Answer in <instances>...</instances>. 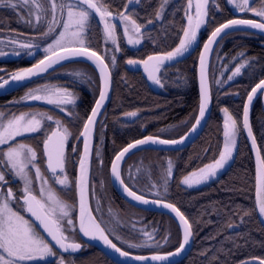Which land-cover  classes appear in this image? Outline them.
Wrapping results in <instances>:
<instances>
[{"label":"trees","instance_id":"trees-1","mask_svg":"<svg viewBox=\"0 0 264 264\" xmlns=\"http://www.w3.org/2000/svg\"><path fill=\"white\" fill-rule=\"evenodd\" d=\"M104 2L113 13H118L124 11L127 0H104ZM162 3L163 0H141L139 4H131L130 11L134 13L132 18L142 27L149 26L145 31L148 39L141 46L131 48L124 40L122 30L118 29L120 50L115 54L117 62L114 67L109 57L110 46L104 42L103 27L95 14H93L90 33L92 50L106 58L113 74V95L97 128L91 172L92 207L100 220L94 202L96 196L103 208H110L116 213L118 223L112 229L116 236L104 225L103 227L117 246L133 254L171 252L181 244L182 233L170 216L142 210L125 201L113 188L110 179L111 162L126 145L144 136L154 135L167 139L182 137L195 123L200 105L197 81L200 49L189 58L161 70L160 80L163 86L159 93H154L140 74L130 72L125 66L128 59H145L155 53L172 51L179 45V40L183 38V29L187 27L189 0H168L164 16L159 20L155 17V12L160 9ZM253 6L258 8L259 4ZM249 16L248 12H243L241 15L243 18ZM234 17V11L227 0H209L205 23L201 29L202 44L216 27ZM149 20L152 22L149 23ZM44 30L46 26L38 30H30L20 22L15 11L0 10V32H17L21 33L18 35L20 37L22 35V37H32L33 34ZM241 53L244 55L241 56ZM44 57L43 50L35 51L32 57L24 56L23 62L18 61V66L11 68H24ZM245 60L250 63L241 69L239 75L228 80L235 68ZM73 63L85 64L94 73L90 76L95 77L96 87L92 86L90 90L86 85L81 86L80 90L85 97L81 98L83 100H80L74 111L71 110L75 115L57 114L72 133L71 146L83 129L99 94L100 85L97 71L86 62L74 61L60 67ZM1 65L3 63L0 61ZM53 72L52 70L43 78L21 88L18 93L23 92L28 86L54 79ZM263 78L264 36L250 32L228 34L220 41L212 56L210 86L213 111L202 135L191 146L180 151L137 152L123 166V178L132 189L145 196L173 203L192 223L194 233L192 250L177 264H238L250 258L264 259V227L258 218L255 203V161L242 128L246 99L252 88ZM61 80L72 83L71 77L67 75ZM89 93L93 94L92 97H89ZM29 108L24 104L9 106L0 103V110L8 116ZM225 108L237 121L238 127V141L233 160L211 182L197 187H187L181 183L184 176L213 163L223 151L225 119L222 112ZM133 112L136 113L135 116L127 115ZM252 126L264 158V111L261 98L257 99L253 108ZM42 140L40 134L24 137L16 142H31L39 154H42ZM99 146L102 148L101 161L96 158ZM72 152L71 149L65 164L69 188L62 190V186L54 184L52 179L49 182L64 201L74 206L72 219L75 224V237L79 238L76 227L77 189L74 181L81 147L76 153ZM169 161L173 164V174L168 178L165 193L162 184ZM135 164L142 166V170L141 176L133 181L125 172L129 166ZM42 169L48 174L44 164ZM137 185L141 188L150 185L151 189L154 187L158 190L160 196L148 194L151 189L147 193L143 192ZM232 224L237 226L230 227ZM148 234L154 237V242L157 243L155 247L144 246L147 244L145 242H148L145 240L149 237ZM128 243L140 246L129 247ZM63 256L67 264H118L97 247L87 244L79 253ZM40 264H59V260L53 259Z\"/></svg>","mask_w":264,"mask_h":264},{"label":"snow or ice","instance_id":"snow-or-ice-1","mask_svg":"<svg viewBox=\"0 0 264 264\" xmlns=\"http://www.w3.org/2000/svg\"><path fill=\"white\" fill-rule=\"evenodd\" d=\"M168 0H163L160 9L155 12L157 19L161 18L163 12V5ZM234 3L235 7L241 12H252L261 21H264V0H229ZM139 4L141 0H127L124 5V11L116 13L106 6L104 0H0V6H8L16 9L18 6H28L29 15H32V8L36 9L35 20L37 23L42 22L45 16L51 15L52 19L48 23L46 31L41 32V38H52V43L48 44L43 49L45 53L44 59L40 60L33 68L22 70L15 74L12 79L14 81H24L25 78H30L48 71L54 65H59L65 61H76L78 59H85L91 61L95 68L98 69L102 87L99 93L95 107L91 110V115L88 116L84 124L83 132L80 136L84 137V155L81 156L80 175L74 181L80 198V216H79V231L86 237L93 239H100L105 245L114 249L123 257H129V253L121 251L119 247L114 244L107 235L105 229L96 222L95 218L86 209V195L88 190V154H89V138L93 131V125L96 123V117L103 107L104 101L108 98V93L111 83V70L109 64L105 62V58L97 54V51L92 50L90 33L92 31L93 14L99 16L103 27V38L105 41H111L116 44V24L112 23V18L118 20L123 25L124 36L128 37V44H140V39H133V35L140 33L141 25L133 19V12L130 11L131 4ZM208 0H196L195 16H188V26L183 29V38L179 40V45L172 51H168L163 55L149 56L146 60H127L130 66L143 64L145 72L148 73V79L155 84L163 86L161 80L156 75L160 71L161 66L166 61H173L178 57L188 52L197 42V30L205 23L204 17L207 15L205 6ZM259 4V7H254V4ZM47 5V6H46ZM86 6V7H85ZM193 6L192 0H189V8ZM59 12V17H57ZM149 23L152 20L148 21ZM30 26H35L32 21H28ZM238 26H247L251 29L264 30V22H256L250 19H231L226 23L216 27L208 38L207 43L204 44V52L200 56V105L199 115L195 120V124L191 131H195L196 127L200 125L201 120L205 117L206 110L209 106L211 95L208 83L206 53H210L212 45L217 43V38H222V35H227L231 30H238ZM57 28L60 30L57 33ZM12 43H16L15 40ZM22 49H31L38 47L32 43L21 44ZM119 51V47L115 49ZM19 54V53H17ZM32 53L29 52V55ZM4 53L0 51V56ZM241 56L244 54L241 53ZM113 67L116 65V56L113 55L110 60ZM153 62V63H150ZM250 62L245 60L227 79L232 80L235 76L241 73V69L245 68ZM75 76L83 77L86 74L75 72ZM219 83V81L217 82ZM264 91V80L256 84L252 88L251 94L247 99L249 104L256 95L257 90ZM25 99L43 100L50 105H54L61 111H64V105L75 104V96L73 93L67 91L65 88H56L45 86L41 89H34L26 94ZM226 119L224 121V147L220 152L219 158L215 159L213 163L208 164L198 171H193L187 176H184L181 183L189 187L199 185L208 181L211 177H215L219 169H223L228 161L232 158L233 149L236 146V137L238 132L237 121L228 114V109L224 110ZM75 115V113H72ZM127 115L135 116L136 113H128ZM79 118V117H77ZM6 120V123L4 122ZM52 121L53 117L45 113H24L21 115H13L12 118H7L3 113H0V264H40L46 261L47 258H54L59 260V264H65L63 253H75L81 249V244L74 242L75 224L70 215L73 205L67 204L56 193L55 189L48 185V180L44 178L40 169L36 166L37 152L28 144L23 142H16V138L25 134H33L43 131L45 139L43 140V154L47 157V167L51 171V179L54 184H59L63 188H69V179L67 175H63L67 158L65 156V145L72 136V133L67 127H64L61 120L56 119V129L49 134L48 128H42V121ZM243 127L248 130V135L252 136L251 128L249 126V108L246 104L243 112ZM191 133H189L190 135ZM78 138V137H77ZM187 137H181L179 140L175 139H160L159 137L148 136L144 139L136 140L135 143L129 144L116 157L112 163V174L114 178L119 181L123 191L132 200L138 201L145 205L152 203L170 209L179 218L183 226V243H181L177 253L184 249L189 242V237L192 235V223L185 217V215L171 203H162L160 199L149 201L143 195H138L121 179L118 162L123 160L126 153L131 149H136L137 146L147 144L159 145H177L180 144ZM253 145L255 139L253 138ZM75 151V149H72ZM257 159L259 167L257 172L258 192L264 191V158L260 157L257 151ZM35 168V179L40 181L39 198L34 194L33 177L31 169ZM59 169V173L57 170ZM173 174V164L168 162L167 170L163 176V184L165 193L167 192L168 178ZM6 176L12 179H19L23 182V204H19V197H16L8 188L6 191L2 189L6 187ZM159 196V193H157ZM19 205L21 209L30 213L39 226L47 233L46 239L44 235L37 231L36 227L25 219L18 210H14L13 203ZM259 214L264 216V198L258 197ZM247 215V213H245ZM243 220V218H241ZM194 223V222H193ZM232 224L230 227H236ZM69 233L68 236L65 233ZM151 239V236H149ZM71 240L72 242H68ZM54 242V244L52 243ZM140 245L129 244V247H139ZM54 247L62 250L58 255L54 251ZM169 255H174L169 253ZM139 261H146L149 258L144 256L133 257ZM166 256L153 255L151 260L160 261L166 260ZM250 264V262H245ZM259 264H264V259L259 261Z\"/></svg>","mask_w":264,"mask_h":264},{"label":"water","instance_id":"water-1","mask_svg":"<svg viewBox=\"0 0 264 264\" xmlns=\"http://www.w3.org/2000/svg\"><path fill=\"white\" fill-rule=\"evenodd\" d=\"M208 5H209V0H208V3L207 5L205 6V11L207 12V9H208ZM243 14V12L241 11H235L234 12V15L235 17L232 18V19H246V18H241L240 16ZM98 16V15H97ZM99 17V16H98ZM205 19V17H204ZM231 20V19H230ZM250 20H254V19H250ZM256 22H264V21H261V20H255ZM227 22V21H226ZM225 22V23H226ZM203 25V24H202ZM202 25L201 27L197 30V42L196 44L193 45L192 48L189 49L188 52L184 53L183 56L181 57H178L176 58L175 60L173 61H166L164 65H168V64H173V63H176V62H181L187 58H189L191 55H193L199 48H200V54H199V58H198V64H197V81H198V87H199V95H200V83H199V77H200V69H201V65H200V56H201V53L204 52V44L207 43L208 41V38L211 36V34L207 37V39L205 40L204 44L202 47L201 46V38H200V32H201V28H202ZM148 27H143L141 28V31H144L146 30ZM140 31V32H141ZM241 31H245V32H251V33H255V34H258V35H261V36H264V30H259V29H251L247 26H238V30H231L228 32V34H231V33H234V32H241ZM227 34V35H228ZM227 35H222V38H217V43L213 44L211 47H212V51L210 53H206V64H207V74H208V83H209V90H210V95H211V87H210V80H209V70H210V64H211V60H212V56H213V53L216 49V47L218 46V44L220 43V41ZM98 55H100L99 53H97ZM157 55H163V54H154V55H151V56H157ZM44 59V58H43ZM147 59V58H146ZM145 59V60H146ZM42 60V59H41ZM135 60H140V59H135ZM76 61H84V62H87L89 64H91L94 68H95V65L91 62V61H87L83 58L81 59H78ZM142 61V60H140ZM69 62H73V61H65V62H61V64L59 65H54L52 68L48 69V71H46L45 73H42V74H39V75H35V76H32L30 78H25L24 81H14L12 79V77L17 74V73H20L22 70L24 69H28V68H33L35 65H37L39 63V61L33 65H30V66H27V67H24L23 69H20L16 72H14L10 78L2 83H0V97L2 96H5V95H9V94H12L16 91H18L19 89L31 84L32 82L36 81V80H39L41 78H43L45 75H47L50 71L54 70L56 67L58 66H61L63 64H66V63H69ZM106 62V60H105ZM107 63V62H106ZM150 63H153V62H150ZM126 67L128 70L132 71V72H136V73H141L142 76L148 81V84L149 86L155 91L157 92L159 90V86L157 84H155L153 81L149 80L148 79V73L145 72L144 70V65L143 64H140V65H136V66H130L127 64L126 62ZM110 68V66H109ZM96 69V68H95ZM98 71V69H96ZM111 70V69H110ZM99 73V71H98ZM156 75L158 76V72L156 73ZM100 77V75H99ZM264 80V79H263ZM260 83V82H259ZM102 87V83H101V80H100V89ZM254 88V87H253ZM252 91V90H251ZM100 93V91H99ZM112 93H113V75H112V71H111V83H110V89H109V93H108V98L104 101V104H103V107L101 108L100 110V113L98 114V116L96 117V123L93 125V131H92V134H91V137L89 138V154H88V190H87V195H86V209L87 211H89L91 213V216L93 218H95L96 222L99 223V221L96 219L94 213H93V209H92V205H91V172H92V165H93V158H94V152H95V144H96V134H97V128H98V124H99V121L105 111V109L107 108L111 98H112ZM251 94V92L249 93ZM262 97V107H263V111H264V91L258 89L257 90V93L256 95L253 96V100L252 102L249 104L248 102V99H246V102H245V105L247 104L248 105V108H249V126L251 128V132H252V136H249L248 135V130L245 129L243 127V119H242V128H243V131H244V134L249 142V145L251 147V150H252V154H253V157H254V161H255V168H256V177H257V172H258V167H259V161L257 159V151H259V154H260V157L263 158L262 156V153H261V149L259 147V144L257 142V139H256V136L254 134V131H253V126H252V114H253V108H254V105L257 101V99L259 97ZM97 99H99V95L97 97ZM97 101V100H96ZM37 104V100H32V101H29L27 103L28 106H33V105H36ZM96 104V102H95ZM95 104L93 106V108L95 107ZM244 105V106H245ZM92 108V109H93ZM212 111H213V104H212V95H211V100H210V103H209V106L206 110V113H205V117L201 120V123L200 125H198L196 127V130L193 132L191 131L192 130V127L191 129L185 134L183 135L182 137H187L186 139H184V141L180 144H177V145H159V144H147V145H140V146H137L136 149H131L128 153L125 154L123 160L119 161L118 164H119V171H120V175H121V179L124 181V183L126 185H128L125 180L123 179V176H122V169H123V166L125 164V162L127 161V159L132 156L133 154L137 153V152H140V151H144V150H158V151H180V150H183V149H186L188 148L189 146H191L201 135L202 133L204 132L205 130V127L209 121V119L211 118V115H212ZM91 115V112L89 114V116ZM199 115V113H198ZM87 121V120H86ZM86 123V122H85ZM195 124V123H194ZM84 128L82 129L81 132H83ZM189 133H191L189 135ZM148 136H153V135H147V136H144L140 139H144ZM153 137H159V136H153ZM160 139H167V138H162V137H159ZM181 138V137H180ZM180 138H177L175 140H179ZM253 138L255 139V145H253ZM140 139H137V140H140ZM171 140V139H169ZM79 141H82V148H81V154H80V157H79V161H80V158L82 155H84V137L80 136L79 135V138L77 140V142ZM136 141V140H135ZM135 141L129 143V144H132V143H135ZM128 144V145H129ZM128 145H126L125 147H127ZM124 147V148H125ZM123 148V149H124ZM121 149L117 154L116 156L123 150ZM115 156V157H116ZM46 157V156H45ZM115 157L113 158L112 160V163L113 161L115 160ZM47 159V157H46ZM112 163H111V166H110V179H111V182H112V185H113V188L114 190L125 200L127 201L128 203H130L131 205L139 208V209H142V210H146V211H152V212H158V213H163V214H166L168 216H170L179 226L180 230H181V233H182V241L181 243H183V235H184V232H183V226L181 224V222L179 221V218L176 217L175 213H173L170 209H167V208H164L162 206V204L160 205H157V204H152V203H149L147 205L143 204V203H140L138 201H134L132 200L131 197H128L127 194L123 191L122 189V186L121 184L119 183V181H117L113 174H112ZM48 168V167H47ZM49 172H51L49 169H48ZM57 172L59 173V169L57 170ZM80 175V164L78 162V166H77V173H76V180L78 179ZM131 188V187H130ZM132 189V188H131ZM133 190V189H132ZM135 191V190H133ZM138 195H142L140 193L137 192ZM144 196V195H143ZM146 199H148L149 201H153V200H157V198H150V197H147V196H144ZM258 197H261V198H264V191H260L258 192V185H257V180H256V191H255V203H256V211H257V214H258V217H259V220L262 224V226L264 227V216H261L259 214V207H258ZM162 201V203H171V202H168L166 200H163V199H160ZM23 201V199H22ZM173 204V203H171ZM176 206V205H175ZM177 207V206H176ZM178 208V207H177ZM180 210V209H179ZM28 213V212H27ZM30 218L32 219V221L35 223V225L39 228V230L43 233V235L45 236L46 239L50 240V237H47V233L44 232L43 228L39 226V222L35 220V218L30 214L28 213ZM79 216H80V198H79V195H78V192H77V229H78V233L80 235V237L82 238V240L89 244V245H92V246H95L97 247L98 249H100L109 259H111L112 261L118 263V264H177L179 262H181L182 260H184L191 252L192 250V247H193V244H194V233H193V229H192V235L189 237V242L188 244L185 245L184 249H182L179 253H177V249H179V247L171 252H167V253H150V254H133V253H129V257H123L121 256L118 252H116L114 249L108 247L107 245L104 244V242L100 239H93L91 237H86L83 235V233H81L79 231ZM186 217V216H185ZM100 224V223H99ZM101 226V224H100ZM102 227V226H101ZM103 228V227H102ZM105 235L108 236V234L105 232ZM108 238L110 239V237L108 236ZM111 240V239H110ZM112 241V240H111ZM113 242V241H112ZM54 244V242H52ZM114 243V242H113ZM81 244V243H79ZM115 244V243H114ZM181 245V244H180ZM117 246V245H116ZM82 247L83 245L81 244V249L78 250L77 252L75 253H78L79 251L82 250ZM119 247V246H117ZM58 252L61 253L62 250H59L58 247H54ZM120 248V247H119ZM121 249V248H120ZM121 251H125L123 249H121ZM127 252V251H126ZM169 253H173L174 255H169ZM63 254H69V253H63ZM72 254V253H71ZM74 254V253H73ZM153 255H160V256H166L167 259L166 260H160V261H154V260H151V257ZM136 256H144V257H148L149 259L146 260V261H139V260H136L134 259L133 257H136ZM262 260L260 258H250V259H247V260H244L238 264H245V262H250V264H259V261Z\"/></svg>","mask_w":264,"mask_h":264},{"label":"rangeland","instance_id":"rangeland-1","mask_svg":"<svg viewBox=\"0 0 264 264\" xmlns=\"http://www.w3.org/2000/svg\"><path fill=\"white\" fill-rule=\"evenodd\" d=\"M228 1V4L229 6L233 9V11H240L239 9H237L235 7V4L234 3H230L229 0ZM251 2V0H250ZM192 3H193V6L191 8L188 7V14H187V17H186V20H187V26H188V16H195V3H196V0H192ZM168 4V2L166 4L163 5V12H162V16L161 18H159V20H161L164 16V12H165V9H166V5ZM47 6V5H46ZM86 7V6H85ZM1 9H10V10H13L17 13L18 17H19V20L20 22H22L23 25H25L28 29L30 30H38V29H41L43 26H46V30H47V27H48V23L49 21H51L52 17L51 15H48V16H45L42 20V22L40 23H37L36 20H35V16L37 14L36 12V9L33 7L32 8V15L30 16L29 15V8L28 6H18L16 9H13L11 7H8V6H0V10ZM245 12H248V11H245ZM250 14L249 18L251 19H255V20H261L259 17H256L252 12H248ZM113 15L115 16L116 13H113ZM57 17H59V12H57ZM110 20H112V23L116 24V44L114 45L111 41H107L109 43V45L111 47H116L119 45L118 44V38H117V30L118 29H121L122 32H123V25L118 21V20H114L112 18H109ZM31 20L32 21V24L35 25L34 27L33 26H30L28 21ZM102 27H104V25L101 23ZM44 30V31H46ZM62 30L60 28H57V33ZM3 32H0V51H2L4 54L5 52H9V51H15V50H20L24 53H26V55H28V57H32V54L33 52L35 53V51H41L43 50L45 47H47L48 44L52 43V38H41V33H35L33 34L32 37H10L9 35H4V34H1ZM8 34V33H7ZM28 35V34H27ZM123 35H124V32H123ZM26 36V35H25ZM126 40H128V37L127 36H124ZM136 38H139L140 39V44H137V45H131L133 47H139L142 45V43L145 41L146 39V34L145 32H140L138 34H135L133 35V39H136ZM15 40L16 43H12V41ZM26 43H32L34 45H38V47H33L31 49H22V48H19L21 44H26ZM130 45V44H129ZM115 48V49H116ZM26 51V52H25ZM114 51V49H113ZM29 52H31L32 54L29 55ZM5 58V55L3 56H0V60ZM76 69V68H75ZM232 75V74H231ZM88 78H92L90 75L87 76ZM43 88V86H37V87H33V88H30V90L27 92L29 93L30 91L34 90V89H41ZM70 92V91H69ZM26 93V94H27ZM72 93V92H71ZM26 97V96H25ZM25 99V98H24ZM26 100V99H25ZM46 103V102H45ZM77 104V100L75 99V104H68V105H64V113L67 115V116H70V112L68 111L69 109L70 110H74L75 109V105ZM0 113H3L5 115V113L3 111H0ZM24 113H31V114H36V113H45L47 114L48 116H51L48 112H42V111H39V110H28V111H25V112H22L18 115H21V114H24ZM223 113V116H224V119H226V116H225V113ZM16 115V116H18ZM6 116V115H5ZM7 118H12V116H6ZM232 117V116H231ZM55 120L56 119H53L52 122L55 123ZM46 121L48 120H44L42 121V124L45 123ZM6 123V120L4 121ZM46 125V123H45ZM64 125V124H63ZM65 127V125H64ZM103 141V140H102ZM237 141H238V132H237V137H236V145H237ZM1 147V146H0ZM99 150L98 152L96 153V158L98 159V161H101L102 159V148L101 146H99ZM236 147V146H235ZM235 147L233 149V154H232V158L228 161V163L225 165V167L223 169H219L218 172H217V175L215 177H211L208 181L206 182H203L199 185H193L191 187H197V186H201V185H204V184H207L209 182H211L212 180H214L215 178H217V176H219V174L228 166L229 163H231V161L233 160V156H234V151H235ZM37 166V165H36ZM39 168V166H37ZM142 166H138L137 164L135 165H131L129 166L127 169H126V174L128 176L129 179L135 181V179L137 180L141 175L140 171L142 170L141 169ZM35 171L36 169L35 168H32L31 169V175L33 177V187H34V194H36L39 198V189H40V181L36 180L35 179ZM33 173V174H32ZM148 174V173H147ZM63 175H67L66 173H63L61 178H63ZM10 176H6V180H8ZM45 178V177H44ZM46 179V178H45ZM13 180H16L18 181V185H17V188H14V193H16V197H23L24 193L22 191L23 189V182L21 180H19L18 178L17 179H13ZM8 182V181H7ZM148 184V183H147ZM48 185L52 187V185L50 184V182L48 181ZM187 186V185H185ZM7 187V186H6ZM5 188H3L2 190L3 191H6ZM138 187V185H137ZM189 187V186H187ZM53 188V187H52ZM138 188H141L140 186ZM151 189V186L150 185H145L144 188H141L140 190H142L143 192H146L148 190ZM153 194V196H156L158 192L157 189H155L154 187L148 192V194ZM58 194V193H57ZM156 194V195H155ZM160 196V195H159ZM60 197V196H59ZM61 198V197H60ZM62 199V198H61ZM63 200V199H62ZM94 202H95V207H96V212H97V215L99 216L100 220H101V223L102 225H104L108 230H110V232L116 236L113 232H112V229L114 228V226L116 225L117 222V216H116V213L113 212L110 208H103L102 205L100 203H98V199L97 197L95 196L94 197ZM64 201V200H63ZM66 202V201H65ZM67 203V202H66ZM19 204L20 201H19ZM68 204V203H67ZM22 205V204H21ZM12 207L14 210H18L20 212L21 215L24 216L25 219L29 220L25 214H24V210L21 209L19 207L18 204H16L15 202L12 204ZM74 206L72 207L71 209V212H70V215L72 217L73 213H74ZM30 221V220H29ZM30 223H32L30 221ZM33 224V223H32ZM34 225V224H33ZM35 226V225H34ZM36 227V226H35ZM37 231L40 232V230L36 227ZM41 233V232H40ZM42 234V233H41ZM43 235V234H42ZM66 236L69 235V233H65ZM150 236V234H148ZM154 237H151V239L146 238L145 240H148V242H145L147 244H145L144 246L146 247H155L157 245L156 241L154 242ZM76 240V237H74V241ZM70 241V240H69ZM130 244V243H128ZM54 251L57 253V251L54 249ZM58 254V253H57ZM59 255V254H58ZM54 258H47L46 261H49V260H53ZM65 264H67V261L65 260Z\"/></svg>","mask_w":264,"mask_h":264},{"label":"flooded vegetation","instance_id":"flooded-vegetation-1","mask_svg":"<svg viewBox=\"0 0 264 264\" xmlns=\"http://www.w3.org/2000/svg\"><path fill=\"white\" fill-rule=\"evenodd\" d=\"M146 31V30H145ZM3 33H1V34H4V35H9V36H11V37H14V38H16V37H18V35H20L21 33H15V32H11V33H8V31H2ZM143 32V31H142ZM8 33V34H7ZM14 33V34H13ZM119 33H118V30H117V38L119 39V35H118ZM23 36V35H22ZM123 38H124V40L126 41V43L128 44V42H127V40L125 39V37H124V35H123ZM148 38H146L145 40H147ZM104 42H105V44H107L108 46H110L109 45V43L107 42V41H105L104 40ZM129 45V44H128ZM131 48H137V47H133V46H131V45H129ZM107 47V46H106ZM118 47V46H117ZM19 48H21V47H19ZM115 48L116 47H111L110 46V49H111V51H109V54H111L109 57H112L113 55H115V54H117L118 53V51H116L115 50ZM113 49H114V51H113ZM26 52V51H25ZM17 53H19V54H17ZM155 54H165V53H155ZM5 58H3V59H1L0 61L3 63V65H1L0 66V83H2V82H4V81H6V80H8L9 79V76L13 73V72H16V71H18V70H20V69H22V68H18V69H12L11 67L12 66H18L17 64H19L18 63V61H21L22 60V62H23V59H24V56H27L26 55V53H24V52H22V51H20V50H15V51H7V52H5ZM152 55H154V54H152ZM101 56H103V55H101ZM104 57V56H103ZM149 57V56H148ZM105 58V57H104ZM146 59V58H145ZM145 59H140V60H145ZM105 60H106V58H105ZM129 60V59H128ZM84 62V61H83ZM106 62H107V60H106ZM127 62V61H126ZM126 62H125V66H126ZM87 63V62H86ZM108 63V62H107ZM177 63V62H176ZM176 63H173V64H166V65H163V66H161V68H160V71L158 72V78L160 79V73H161V70L164 68V67H171L172 65H174V64H176ZM35 64V63H34ZM89 64V63H88ZM109 64V63H108ZM33 65V64H32ZM91 65V64H90ZM109 66H110V64H109ZM76 68V69H75ZM127 68V67H126ZM95 69V68H94ZM110 69H111V66H110ZM96 70V69H95ZM54 72H53V77H54V79H50L49 81H46L45 83H38V84H35V85H33V86H28L25 90H23V92H20V93H18V91L19 90H21V89H19L18 91H16V92H14V93H12V94H9V95H5V96H2V97H0V103L2 104V105H9V106H18V105H22V104H24V105H26L27 107H30L29 109H26L25 111H30V110H39V111H42V112H48L52 117H53V119H59V120H61V117H58L57 116V114L59 113V114H63V115H66L63 111H61L59 108H57L56 106H54V105H50V104H48V103H45V101H43V100H37V104L36 105H33V106H28L27 105V103L29 102V101H32L31 99H24L25 98V96H26V93L30 90V88H33V87H37V86H43V88L45 87V86H51V87H56V88H65V89H67V91H70V92H72L73 94H74V96H75V99L77 100V104L75 105V107H77L78 106V103L80 102V100H83L84 99V97H85V94L80 90L81 89V86L82 85H86L87 87H90V90L92 89L91 87L93 86V87H96V79H95V77L94 78H88L87 76H89V75H93L94 73L85 65V64H77V63H73V64H70V65H64V66H62V67H60V66H58V67H56L54 70H53ZM97 71V70H96ZM111 71H112V69H111ZM130 71V70H129ZM75 72H81V73H84V74H86L85 76H83V77H77V76H75L74 75V73ZM130 72H132V71H130ZM97 73H98V71H97ZM133 73H136V72H133ZM138 74H140L141 76H142V74L141 73H138ZM70 76L71 77V82L72 83H68V82H63L61 79H63L65 76ZM113 75V74H112ZM98 76H99V73H98ZM59 77H62L61 79L59 78ZM143 77V76H142ZM144 78V77H143ZM145 79V78H144ZM146 80V79H145ZM99 81H100V77H99ZM146 82H147V84H148V81L146 80ZM33 83V82H32ZM149 85V84H148ZM159 86V90L157 91V92H155L150 86V88H151V90L154 92V93H159L160 91H161V87L162 86H160V85H158ZM89 90V91H90ZM99 91H100V85H99ZM89 95V97H92V95L93 94H91V93H89L88 94ZM99 95V94H98ZM112 95H113V93H112ZM98 97V96H97ZM81 98H83V99H81ZM259 98H261V96L259 97ZM96 100H97V98H96ZM96 102V101H95ZM95 104V103H94ZM94 104H93V106H94ZM93 106L91 107V110H92V108H93ZM107 109V108H106ZM106 109H105V111H106ZM1 111V110H0ZM25 111H23V112H25ZM69 112H70V114L72 115V112H71V110L69 109L68 110ZM74 111V110H73ZM105 111H104V113H105ZM91 112V111H90ZM20 113H22V112H20ZM20 113H15V114H12V115H9V116H13V115H18V114H20ZM103 113V114H104ZM90 114V113H89ZM6 115V114H5ZM70 115V116H71ZM6 116H8V115H6ZM67 116V115H66ZM89 116V115H88ZM103 116V115H102ZM88 118V117H87ZM102 118V117H101ZM87 120V119H86ZM101 120V119H100ZM45 123H46V125H45ZM45 123H43L42 124V128H44V127H47L48 128V131H49V134H50V132L52 131V130H55L56 129V125H55V123L54 122H52V121H46ZM99 123H100V121H99ZM99 125V124H98ZM66 127V126H65ZM41 134V136H42V139L44 140L45 139V136H44V134H43V131H41V132H37V133H33V134H25V135H23V136H20V137H17L16 138V141L17 140H20V139H22V138H24V137H29V136H33V135H40ZM96 136H97V134H96ZM154 136V135H153ZM70 138H71V136L69 137V140H68V142L66 143V145H65V156H66V158L67 157H69V154H70V150L71 149H75V151H73L72 153H76L77 152V150H78V148L79 147H81L82 148V141H79V142H77V140L73 143V145L71 146V143H70ZM79 138V137H78ZM43 140H42V154H39V152L36 150V148L34 147V145L31 143V142H27V141H19V142H23V143H26V144H28L29 146H31L36 152H37V160H36V165L37 166H39V169H40V172L43 174V176L48 180V181H50V179H51V176H52V173L51 172H49L48 171V168H47V159H46V157H45V155L43 154ZM1 147H6V146H1ZM42 155V156H41ZM79 156H80V154H79ZM131 157V156H130ZM129 157V158H130ZM128 158V159H129ZM127 159V160H128ZM42 164H44L45 165V167H46V169H47V171H48V174H45L44 173V171H43V169H42ZM230 164V163H229ZM229 164H228V166H229ZM227 166V167H228ZM226 167V168H227ZM225 168V169H226ZM224 169V170H225ZM223 170V171H224ZM222 171V172H223ZM221 172V173H222ZM64 173H65V169H64ZM220 173V174H221ZM33 174V173H32ZM63 174V173H62ZM62 174H60L61 176H62ZM219 174V175H220ZM35 175V174H34ZM35 177V176H34ZM218 177V176H217ZM8 182H7V187H6V189L5 190H7L8 188H11V190L13 191V193H14V188H17V185H18V181H16V180H13L11 177H9L8 178V180H7ZM14 195L16 196V193H14ZM20 198V203L21 204H23V201H22V197H19ZM24 214H25V216L32 222V220H31V218H30V216H29V214L27 213V211H24ZM34 225H35V223L34 222H32ZM36 226V225H35ZM37 227V226H36ZM38 228V227H37ZM39 229V228H38ZM69 242V241H68ZM70 242H72L71 240H70ZM74 242H78V243H81L82 245H86L83 241H82V239L80 238V236H79V238H76V240L74 241ZM56 250V249H55ZM57 251V250H56ZM57 253H59L58 251H57ZM63 255H65V254H63ZM67 255H71V254H67Z\"/></svg>","mask_w":264,"mask_h":264},{"label":"bare ground","instance_id":"bare-ground-1","mask_svg":"<svg viewBox=\"0 0 264 264\" xmlns=\"http://www.w3.org/2000/svg\"><path fill=\"white\" fill-rule=\"evenodd\" d=\"M254 20H255V19H254ZM241 32H245V31H241ZM205 128H206V127H205ZM257 215H258V214H257ZM258 218H259V217H258ZM181 241H182V240H181ZM179 246H180V245H179ZM179 246H178V247H179Z\"/></svg>","mask_w":264,"mask_h":264}]
</instances>
